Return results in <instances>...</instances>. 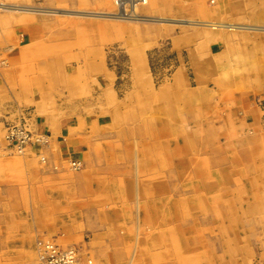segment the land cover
Instances as JSON below:
<instances>
[{"label":"rangeland","instance_id":"obj_1","mask_svg":"<svg viewBox=\"0 0 264 264\" xmlns=\"http://www.w3.org/2000/svg\"><path fill=\"white\" fill-rule=\"evenodd\" d=\"M103 2L0 0V4L44 6L81 13L110 11ZM255 4L260 12H235L231 18L221 15L216 21H206L264 28V0H257ZM191 6L190 0H159L152 5L157 10L155 13L142 14L205 22L180 11ZM43 16L45 19L40 20L39 16L0 9V62L5 63L0 66V112L2 104L9 101L7 97L14 93L22 99L21 103H27L36 75L41 78V71L50 63L44 72L50 71L53 77L43 75L40 80L48 90L44 95L46 100L39 105L34 101L35 95L31 98L34 107L29 109L34 114H51V106L64 97L72 98V92L76 100H81L91 84L89 81L96 83L97 75L104 73L111 81L101 99L96 100L104 103L105 110H111L115 99L124 104L123 111L131 113L130 120L123 126H115L113 122L104 128L109 132H104L117 135L124 129L137 134L140 127L142 131L136 138L141 144L150 145L153 144L152 133L158 131L166 137L156 140L158 150L145 148L153 171L140 172L136 177L140 190L143 185L152 186L149 182L162 186L163 192H158V196L164 201L171 198L177 202L178 210L172 202L165 201L179 215L175 219L165 216L160 228L149 224L141 226L140 231L149 234L148 241L138 246L131 258L125 254L130 258L128 264H168L169 261L170 264L171 260L182 264V260L185 264H213L216 250L223 246L220 242L227 248H236L233 243L238 236L244 238H240L244 246L246 240L258 239L264 233V66L261 65L264 63V32L115 22L72 15ZM29 32H35L39 36L35 37L37 40L27 42ZM174 32L179 33L176 42L196 33L200 35L193 47L195 60L191 61L188 56L185 40L177 45L181 50H172ZM224 33L231 35L233 41L225 42ZM215 37L222 40L223 48L219 54L208 58L204 56V49ZM21 50L23 56L15 64ZM70 62L78 63L75 71L70 74L69 66L63 73V64ZM21 69L24 74L19 77L17 71ZM257 71L261 75L259 80L255 78ZM240 82L243 94L238 89ZM242 97L244 108L240 107ZM121 106L116 105L115 109L118 111ZM156 115L159 121L152 118ZM92 130L95 131L91 127ZM138 154L136 157L140 158V152ZM22 162V157L8 151L4 145L0 147V242L3 239L5 247L12 244L11 239L20 230L22 219H27L28 212L36 207L29 199L30 196L34 199L36 190H27L28 177L31 178L28 170L32 164ZM129 162L130 158L123 156L122 165L126 163L128 168ZM9 188H15L12 198L16 203L4 195ZM144 193L146 200L153 197V192ZM189 248H195V252L187 251ZM242 254L241 251L227 253V260L237 264L244 258ZM0 264L40 262L33 244L32 251L24 248L14 254L0 252Z\"/></svg>","mask_w":264,"mask_h":264},{"label":"crops","instance_id":"obj_2","mask_svg":"<svg viewBox=\"0 0 264 264\" xmlns=\"http://www.w3.org/2000/svg\"><path fill=\"white\" fill-rule=\"evenodd\" d=\"M239 1L240 0H215L214 6H211L208 4L207 0H190L192 6L189 9H194V12L199 13L198 16L192 14L198 20L214 19L215 17L219 18L221 15H223L225 18H231L236 11V6L238 4L240 5ZM193 4L195 5L193 6ZM204 13L206 15H204ZM178 36L179 33L174 32L173 36L171 37V40L173 41V44L171 45L172 50H181L182 47H177V45L182 41L184 42L185 40L187 42V48L189 51L188 56H190L191 61L195 60L196 58L193 56L196 55L192 54L193 47L200 35L196 33L190 37H185L184 39L180 38V41L176 42L175 39ZM222 48V40L219 37H215L210 41V43L206 45V48L204 49V56L208 58L216 56L222 51ZM20 57L21 56H18L17 61L15 60L14 63L17 64L20 60ZM77 64V62L63 64L62 72L64 73L65 69L69 68L70 66L72 70L69 73L72 74L75 71V65ZM97 76L99 79L96 83L89 81L91 84H89V86L86 88V93L81 99L84 102L80 103L81 100L79 99L80 101L74 100L72 104H62L59 109L60 113L54 119H51L45 113H35L33 125L39 129L43 128L41 130H47L46 132L49 131L54 136V140L56 142L54 146V148H56V154L54 153L53 155L57 159H78L83 163L85 168L75 177L73 175L71 176L67 174V176H59V174H54L48 169H32V172H34H31L30 176H32L33 179L37 181L36 183L32 184L34 187H36V191L33 192V198L35 199L36 197V199H40L39 201H35L37 208L35 207L34 211L30 210V212H28V215L26 216L27 220L24 218L22 219L23 222L26 220L25 223L27 224V227L25 228V225L20 226L23 229L22 231H17V233H14V238L11 239L12 244H9L5 247L3 245L4 240L2 239V243L0 242V252L11 251L14 254L17 252L19 253V251L24 248H27V251H32L36 236H51L56 234L57 231H61L63 227H66L68 230L71 228L67 232V234L69 233V235H67L69 244L72 243L78 245L80 243L83 246L89 248L93 253L100 252L101 254H113L114 252H122L129 254L127 252H129V243L132 242V239L130 240L129 236L131 229H134L135 233L142 234V231H140L141 226L145 224V221H148V218H146L144 215H139L141 219L139 225L140 228L136 229L133 227V215H131V213H127L128 205L126 203L123 208V205L120 201H118L119 204H117V202L113 204L112 201L107 200V197H103L102 195L100 200L98 202L96 201L97 206H95L94 203L88 201L87 197H84L83 199L79 197L80 193L85 191L88 185H90L85 180L87 175H89V172H97L99 168L104 165H117L115 164L117 158H115L114 155L120 152L118 149V143H116V141H112L110 138H106L109 136V134L102 133V135H98L90 133L91 126L106 128L110 123V118L108 114L105 113L106 110L100 111L98 106L100 102H98L96 99H101V94L107 89L111 78H106L107 76H105L104 73L98 74ZM36 77L38 76L36 75ZM112 82H115L114 78H112ZM32 85L35 87H32V96H30L28 100L30 105L27 104L28 102L21 103L22 99H20L18 96L16 97L17 94L15 93L12 97H7L9 101L2 104V109L0 112V128L5 125L13 124L19 120L17 114L14 113L16 111H14L15 109L12 107L13 104H18L19 106L27 109H33L34 104L31 100L33 95H35L36 98H34V101H37V103L39 102L38 98H44L43 83L40 80H37ZM113 89L116 91L115 88ZM102 100L104 99L102 98ZM5 104L11 105V111L5 110L3 108ZM105 132L109 131L105 130ZM99 139L103 140L104 146L103 143L99 141ZM106 142L109 144V146ZM96 143H99V148L94 150ZM106 144L107 146H105ZM94 157H96L95 160H93ZM111 158L114 159L111 160ZM124 172L125 168H122V163H120L113 170H110L109 168L103 173L104 175H107V178L113 177L114 179L121 180L122 177L120 175H124ZM43 178L44 181H42ZM101 184V192L103 193V186L110 185L104 184V181H101ZM42 186H44V188H42ZM67 186L71 187V190H68ZM9 190L5 191L4 195L8 196L12 203H16L17 200L12 198L16 194L15 188H9ZM36 193H40L41 198H43L45 201L41 200V198H39L40 195H37ZM29 199H32V196H30ZM49 199L54 202L51 203L48 201ZM52 205L58 206L57 209H53ZM117 205H119V207ZM111 207L112 209H110ZM123 209L126 212H123ZM22 211L23 210H20V212ZM99 211L103 212L99 213ZM69 212H71L69 216H63ZM53 220L54 222L51 223ZM117 223L122 228L120 230H113L111 226H115ZM124 231L125 234L122 233ZM83 235L87 238L85 244H83L81 240V236ZM120 236H126L125 239H127L129 243H121L118 246H114L112 243L113 240ZM238 237V240L233 243L234 246L237 245L236 248L228 247L233 251L229 250L226 245L220 242L223 246H220L216 250L217 254L214 255V259L212 258L211 262H213V264H232L227 260V253L241 251L244 253L242 254L244 258L237 262V264H264V233L259 235L258 239L252 237L250 240H246V246H244L240 241V238L242 240H244V238L242 236ZM75 239L76 241H74ZM187 251L195 252V248H189ZM173 264H175V262H173Z\"/></svg>","mask_w":264,"mask_h":264},{"label":"bare ground","instance_id":"obj_3","mask_svg":"<svg viewBox=\"0 0 264 264\" xmlns=\"http://www.w3.org/2000/svg\"><path fill=\"white\" fill-rule=\"evenodd\" d=\"M158 1L159 0H146L145 4H139L135 0H120V1L104 0V2H103L104 7L110 11H108V12H90V13H81V12H75V11L51 9V8H47L44 6H24V5H18L16 3H12L11 5L0 4V9L3 10L4 12H9V13H19V14H29V16H31V15L39 16L40 20H41V18L45 19V16L42 17V15H48V14L59 15V16L72 15V16H81V17H85V18L104 19V20H110V21H115V22L117 21V22H129V23H141V24L156 22V23L188 25V26H193V27H197V28H204V29H217V30H221V31H234V32H236V31L242 30V31L264 32V28L249 26V25H237V24L226 23V22H218L217 23V22H210V21H206V20H204L205 22H202V21L200 22V21H191V20H185V19H164V18H158V17L152 18L151 16H147L146 14H144V15L142 14V12L143 13L146 12L148 14L149 12L152 13V11H153V13H155L157 10L155 9V7L152 8V5L155 6ZM256 1L257 0H240L239 3L241 6L238 4L236 6L235 12L242 13V14H244V13H250L251 14L252 12H256V13L260 12L261 10H260L258 4H255ZM207 2L211 6H214V4H215V0H207ZM194 5L195 4H193V6ZM112 11H114V12H112ZM180 11H183L182 14H184V12H186L193 17H194V15H192V14H195L197 16L199 15V13L194 12L195 11L194 9H189L188 7H185V8L183 7V9L181 8ZM204 15H206V14L204 13ZM180 16H183V15H180ZM239 16H240V14H239ZM214 19L216 21L217 18H214ZM31 20H33V19H31ZM40 24L43 26L44 22H42ZM35 37H37V34L35 32H33V33L29 32V33H27V37H26L27 39L26 40H27V42L37 40ZM222 39L225 42H232L233 41V38L231 37V35H229L227 33L223 34ZM19 53H20V56H23L22 50L19 51ZM227 57H230V56H227ZM262 62H264V61H262ZM1 65L5 66V63H3L1 61L0 66ZM261 65L264 66V63H262ZM49 67H50V63L48 65V67L44 68V70L49 69ZM44 70L41 71V78H40V76H38L37 78H35L34 82H36L37 80L43 79V77H42L43 75H45L48 78L53 77L50 71L48 74H45ZM23 74H24V72L22 71V69L17 71V75L19 77ZM259 76H261L260 71H257L256 76H255L256 80H259ZM248 80L250 81L251 79H248ZM241 84H242V82H240V84H239V87L241 89L240 88H238V89L243 94L244 88ZM47 91L48 90L44 89L43 94L44 95L47 94ZM75 96H76V94L74 92H72V98L69 99V97H64L63 99L57 101V103L54 106H51L52 111H51V114H49L48 116L51 119H54L55 117H57V115L60 113V110H59L60 106L64 103H65V105H66V103L72 104L74 102V100H76ZM44 98L45 99L40 98L39 102L37 104L43 105V102L46 100L45 96H44ZM240 100H241L240 101V107L244 108V103H245L244 97L240 98ZM81 102H84V101H80V103ZM112 104H113L111 106L112 109L106 110V113H110V116L108 115L110 118V123L115 122V124H114L115 126H117L119 124H121V126H123L124 123H126L130 120L129 116L131 113L128 114L126 111H123L124 104L122 105V103H120V104L117 103L115 101V99L112 101ZM102 105H104V103H99V107L102 108L103 110H105ZM109 105H110V103H109ZM116 105H120V106L122 105L121 108L118 109V111H117V109H115ZM12 107L15 109L14 111H16V112H14V113L17 114V116L19 117V120L13 124L8 125L7 127L3 126L0 128V147L4 145L8 151L16 154L17 156L22 157V161H23L22 163L23 164H32V167H34V168H30L28 170V172L30 174L32 172V169H35V168L40 169L41 168V169L51 170L50 172L57 174V175L59 174V176H63V175L67 174V175H71V176L73 175L75 177V176H77V174H79L85 168L83 166V163L78 159H72V158L57 159L53 155L55 153V149H56V148H54L55 143H56L54 140V136L49 131L46 132L47 130H41L43 128L39 129L38 127L36 128L33 125L34 124L33 121L35 119L34 111H32L31 109L23 108V107L19 106L18 104H13ZM12 107H11V105H6V104L3 106V108L5 110H8V111H11ZM152 118H154V120L157 119V115H156V117H152ZM130 124H132V123H130ZM82 127H84V126H82ZM91 127L95 130V131H93V130L91 131V128H90V133H92V134L102 135V133H105L104 128L93 127V126H91ZM242 127L245 128V126H242ZM124 131L125 130L122 129V133H117V135L109 134V136L106 138H110V139H112V141H116V143L119 142L118 143V149L120 150V152H118V153H116V155H114L115 158H117L115 164L119 165L123 160V156H127L130 158L128 168H127V166H125L126 163H124L122 165V168L126 169L125 175H123V174L120 175L122 177L121 180L120 179H114L113 177H112L113 179L107 178V175H104L103 172L107 171L109 168H110V170H113L115 167H117V165L101 166L97 172H94V173L89 172V175H87V178H85V180L90 185H88V187L82 193L78 192V193H80L79 197H81L82 199L84 197H87L88 201H90L91 203H94L95 206H97L96 201L98 202L100 200V198L102 197V195H103V197H107L106 198L107 200L112 201L113 204H115L118 201L122 202L123 208H124L125 203H126L128 205L127 213H129V214L131 213V215H133V217H132V220L134 222L133 227H135L136 229L139 228V225L141 222L139 215H144V216H146V218H148V221H145L144 226H147L149 224V225H154L155 227L160 228L161 225L164 224V222H161V221L164 220L165 216L169 217L171 219H175V217L177 218V215H179V213L176 212V210L179 209V207H178L179 205L177 202H173L172 199L170 198L169 200L166 199L165 201L167 202V204H171V202H172V205L174 208L176 207V210L171 209L170 206H167V204L161 198V196H158V192H163V188H162V186L159 187L158 185H156L157 183H155V182H149L150 184H152V186L149 185V188H148V185L147 186L143 185L142 190H140V187L137 183L138 178L136 176L140 175V172L149 173L150 171H153L152 165L150 163V155H149V153H146L147 151L145 150V148L151 147L152 150L154 149V151L158 150V145H157L158 143L156 142V140L157 141L160 139L165 140L166 137L161 132L159 133L158 131H156V133H152L153 137L150 139V141H153L152 142L153 144L151 143L153 145L152 146L149 143H143L142 142V144H141L139 142V139L136 138L137 136H139V133H141V131H142L140 129V127L137 128V132H138L137 134H135L133 131L129 132V130L125 131V132ZM240 131H242V130H240ZM10 132H11V135L13 136L14 142L9 141V139L7 138V135ZM154 135H155L156 139H155ZM97 137L100 138L99 136H97ZM167 140H168V138H167ZM99 141H101V143H103V140L99 139ZM105 141H107V140H105ZM107 144L105 146H107ZM103 146H104V143H103ZM108 146H109V144H108ZM98 148H99V143H96L94 150H97ZM141 150H142V152H141ZM253 150H252V152H253ZM139 152L141 155H140V158H137L136 156L139 155L138 154ZM95 159H96V157H94L93 160H95ZM112 159H114V158H111V160ZM158 166H160V165H158ZM162 166H164V165H162ZM36 176H38V175H36ZM30 177L31 178L28 177L29 181L27 183V184H30V186L27 187V190H31V189L36 188L31 183H36L37 181L34 180L32 176H30ZM80 178H81V176H80ZM111 180H113V181H111ZM42 181H44V178L42 179ZM101 181H104V184L110 185V186H106V185L103 186V193L101 192V185H102ZM89 182H91V183H89ZM42 188H44V186H42ZM70 188L71 187L67 186L68 190H71ZM144 191L153 192V197H151L149 199L147 198V200H146ZM36 194L40 195V193H36ZM120 196L123 199L122 201H121ZM39 198H41V195L39 196ZM39 200L36 199V197H35V199L33 201L31 199V202H32V204L36 205L35 201H39ZM41 200L45 201L43 198H41ZM48 201H50L51 203L54 202L50 199ZM124 201H126V202H124ZM31 202H29V204ZM57 207L58 206L52 205L53 209L54 208L57 209ZM102 212L103 211H99V213H102ZM123 212H126V211L123 209ZM69 214H71V212L66 213L63 216H69ZM14 220H16V219H14ZM26 220L24 222H22L23 223L22 225H25L24 226L25 228L27 227L26 226L27 224L25 223ZM111 227L113 230H120L122 228L121 226L118 225V223L115 226H111ZM18 228L20 229L19 231H22V229H23L22 227H18ZM151 228L155 229L154 227H151ZM70 229L71 228H69V230ZM69 230L66 229V227H63V229H61V231H58L60 234H54L51 236L40 235L37 238H35L34 250H35V253L37 255V258H38V261L40 262V264H48L47 263L48 259L51 258L54 253L59 254L60 256H63V258L65 260H67L69 262V264H128V262H130L129 259L136 252L138 246H140V245L144 244L146 241H148L147 236H149L148 233L139 234V233H135L134 229H131L129 236H130V240L132 239V242L129 243L127 241V239H125L126 236H120L117 239L113 240L112 243L114 244V246H116V245L118 246L121 243H123V244L129 243L130 244L129 252H127V253H129L130 258H128L125 255L126 253H122V252H114L113 254H101L100 252L93 253L89 248L83 246L80 243L78 244V246L76 244H72V243L69 244L68 237H67V235H69V233L67 234V232ZM38 231H40V230H38ZM122 233L125 234V231ZM28 234H30V233H28ZM134 239H135V242H134ZM161 239L163 240L164 238L161 237ZM81 240H82V243L85 244L86 237H84V235L81 236ZM74 241H76V239ZM48 247H52V248L48 249ZM112 256H114V257H112ZM76 260H78V261H76ZM169 262H168V264H169ZM173 262L174 261L171 260L170 264H173ZM182 262H183V264H185V260H182ZM175 264H182V263L175 262Z\"/></svg>","mask_w":264,"mask_h":264},{"label":"built area","instance_id":"obj_4","mask_svg":"<svg viewBox=\"0 0 264 264\" xmlns=\"http://www.w3.org/2000/svg\"><path fill=\"white\" fill-rule=\"evenodd\" d=\"M120 1V0H117ZM137 3L139 4H145L146 0H135ZM7 138L9 139V141L14 142L13 140V136L11 135V132L7 135ZM52 247H48V249H50ZM75 255V254H74ZM78 261V260H76ZM48 264H69V262L67 260H65L63 258V256H60L59 254H53L51 258L48 259Z\"/></svg>","mask_w":264,"mask_h":264}]
</instances>
